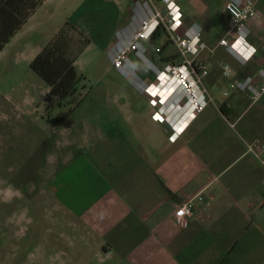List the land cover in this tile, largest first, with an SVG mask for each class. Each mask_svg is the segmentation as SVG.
Wrapping results in <instances>:
<instances>
[{"label": "crops", "instance_id": "1", "mask_svg": "<svg viewBox=\"0 0 264 264\" xmlns=\"http://www.w3.org/2000/svg\"><path fill=\"white\" fill-rule=\"evenodd\" d=\"M134 2L44 0L0 54L10 49L29 66L66 21L80 31L86 25L85 36L96 32V46L107 52ZM226 3L216 14L209 0L182 6L184 22L199 27L208 48L199 59L207 65L203 83L210 100L176 140L167 123L153 119L147 94L137 90L144 99L128 100L119 85L102 86L105 98L95 116L66 119L72 141L66 138L58 156L53 199L41 214L54 229L38 245L36 264H45L46 251L59 256L51 264H264V166L250 150H260L264 140V101L251 103L240 91L224 96L231 82L264 69V21L248 22L256 55L241 65L218 46L230 30ZM257 7L264 14V1ZM215 28L222 30L218 38L210 34ZM223 65L232 73L223 74ZM197 194L201 200L181 229L173 212Z\"/></svg>", "mask_w": 264, "mask_h": 264}, {"label": "rangeland", "instance_id": "2", "mask_svg": "<svg viewBox=\"0 0 264 264\" xmlns=\"http://www.w3.org/2000/svg\"><path fill=\"white\" fill-rule=\"evenodd\" d=\"M209 2L216 14L222 0ZM187 3L188 0H178L181 10ZM84 28L89 32L86 25L81 27L82 32ZM221 32L218 28L210 30L213 38H218ZM92 34L86 35L91 49L82 55L76 66L77 73L82 76L79 90L64 99L63 108L55 109L51 119L60 111L71 108L70 122L95 116L101 111L95 108L96 105L105 98L102 86L119 85L124 87L120 94L126 99H144L132 84L114 70L106 52L95 44L96 32L92 31ZM155 46L162 49L164 56L176 54L175 47L168 42L164 33L156 40ZM153 49L150 47L146 53L148 59H152ZM173 58L175 62L178 61L176 57ZM131 60L138 67L139 76L149 83L152 79L149 68L139 58L131 57ZM165 65L166 62L162 61L156 67L163 69ZM47 91L45 82L14 52L7 49L0 54V261L3 263L36 264L38 256L42 257L38 245L42 243L44 235L47 241L52 237L54 228L49 223L53 222L43 221L41 214L45 211L43 204L53 199L50 187L59 175L57 172L61 166L58 156L65 148V141H69L66 138L72 141V133L69 121L59 130L53 128L50 119L46 118L43 101ZM49 205L46 204L47 212L52 210ZM7 229L12 235V241H8V244L5 241ZM45 229H50V232H45ZM63 253L69 258V251ZM54 257L57 259L59 256L54 251H46L45 264H51L48 262Z\"/></svg>", "mask_w": 264, "mask_h": 264}, {"label": "built area", "instance_id": "3", "mask_svg": "<svg viewBox=\"0 0 264 264\" xmlns=\"http://www.w3.org/2000/svg\"><path fill=\"white\" fill-rule=\"evenodd\" d=\"M260 1L264 0H227L224 6L230 30L227 37L219 39L218 46L241 65H246L256 55L255 48L248 41L250 30L247 24L250 20L264 21V14L257 7ZM158 32L164 33L176 49V54L166 61L161 56L162 49L153 41ZM115 36L114 43L106 52L110 65L140 93L147 94L150 104L156 109L153 119L167 123L172 130L170 140H176L184 126L210 100L203 83L208 73L207 65L199 59V55L208 48L199 27L184 22L178 0H135L130 20ZM150 47L154 48L152 59L146 56ZM131 57L139 58L149 68L152 75L149 83L139 76L138 67ZM173 57L178 61L175 62ZM162 61L166 65L158 69L156 64ZM222 69L225 75L232 73L228 65H223ZM230 91L247 93L251 103L264 101V69L231 82L224 96H228ZM250 150L264 166V140L260 150ZM197 200H201L199 194L177 205L173 217L179 228L186 227Z\"/></svg>", "mask_w": 264, "mask_h": 264}, {"label": "trees", "instance_id": "4", "mask_svg": "<svg viewBox=\"0 0 264 264\" xmlns=\"http://www.w3.org/2000/svg\"><path fill=\"white\" fill-rule=\"evenodd\" d=\"M43 1L0 0V52ZM158 34L159 32L153 37V41ZM89 44L90 40L71 22L66 21L29 64V68L48 86L43 109L55 129L59 128L73 111L72 108L60 111L51 119L55 109L63 108L64 99L78 92L82 76L77 73L75 62Z\"/></svg>", "mask_w": 264, "mask_h": 264}, {"label": "snow or ice", "instance_id": "5", "mask_svg": "<svg viewBox=\"0 0 264 264\" xmlns=\"http://www.w3.org/2000/svg\"><path fill=\"white\" fill-rule=\"evenodd\" d=\"M182 215V213H180Z\"/></svg>", "mask_w": 264, "mask_h": 264}]
</instances>
